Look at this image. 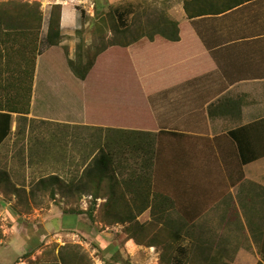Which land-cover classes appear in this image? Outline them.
Wrapping results in <instances>:
<instances>
[{
  "label": "crops",
  "instance_id": "1",
  "mask_svg": "<svg viewBox=\"0 0 264 264\" xmlns=\"http://www.w3.org/2000/svg\"><path fill=\"white\" fill-rule=\"evenodd\" d=\"M168 2V14L179 24V39L170 40L162 36H157L154 40L148 39L147 44L160 42L165 48H170L171 52L163 53V60H134L138 72L136 79L143 84L150 78V82L156 84L155 88L152 85L146 91L148 120L145 123L112 122L105 117L106 114L94 117L89 115L93 108L106 112L105 108L110 106L91 101L92 89H99V84L115 83L119 79L116 76L96 74L95 68L100 60H96L86 78L82 79L72 72L67 60H51L52 56L50 60L46 58L49 49H41L42 39H39L37 48L33 49L31 45L23 49L10 37L0 38V102L8 97L24 98L25 86L28 96L29 78L25 77L23 71L19 73L13 70L19 66L24 69L28 65L27 60H32L34 51L38 50L30 112H11L10 132L0 143V167L7 170L12 184L17 188H21L18 179L22 180V187H25L24 182H29L33 177L32 173L36 171L50 172L40 178L59 176L65 182L60 188L48 185L40 189L47 194L46 210H70L79 204L82 207L88 196H92L88 201L94 199L92 194H83L79 201L81 196L79 197L78 181L84 169L104 150L114 160L109 152L111 146L115 147L114 135L120 136L126 148L127 137L134 135L133 138L136 139L140 135L137 132L155 134L161 131H179L183 133L181 162L184 170L178 173L183 183L182 187L169 183L173 184L174 190L167 191L166 200L162 202L163 208L169 212V216L171 211L176 216L177 212H183L184 222H192L186 228L188 232L197 234L203 243L213 246L215 252L223 253L225 258L234 257V264L264 262V0L248 1L220 14L195 18L188 17L184 0ZM72 15L74 12L70 5H64L61 18L64 30L73 27L75 20L73 21ZM43 26L46 34L48 28L44 24ZM139 41L131 44L130 50L133 46L140 45ZM144 61L150 67L149 71L142 69ZM91 78L96 79L95 82H91ZM193 82L201 85V93L208 91V96L204 97V100H208L205 103L208 125L198 124L196 130L192 129L195 124L186 119L190 111L183 110L180 115L178 110L169 109L166 115L173 120L175 126L180 116L185 117L180 127H161L155 99L161 102L166 98H191L192 88L189 84ZM8 84L10 87H6ZM75 90H83V94ZM79 95L83 97L82 100H75L73 96ZM36 108L41 110L39 114L36 113ZM68 110L70 115H67ZM5 112L7 111L0 110V113ZM174 112H177V118L171 117ZM3 123L4 119L0 117V125ZM5 130L6 127L0 128V138ZM79 130L83 131L80 137ZM203 130L207 133H203ZM143 137L149 139L147 135ZM185 137L194 141L197 149L190 145L189 151ZM206 137L213 143L212 155L219 162V167L223 168L210 171L203 165L204 170L192 171L187 162L193 155L199 157V163L205 164L208 161L209 146ZM217 137L220 142L215 140ZM80 141L82 149L76 146ZM152 143L150 147L153 146ZM6 147L7 151L3 152ZM173 152L174 156L168 155L172 163L175 156L180 154L178 149ZM230 156L235 159L237 169H230ZM136 157L137 155H122V159L128 161ZM72 163H83L82 172L75 175L71 170L64 172ZM94 179L100 187L105 177L95 174L90 184H93ZM134 185L139 184L135 182ZM0 186V191L5 196H16L13 186L10 189L3 183ZM143 190L140 189V194ZM26 192L29 196V187ZM143 194L148 195V191ZM158 198L157 196L155 202ZM31 199L29 196L30 204ZM96 201V207L101 206L106 198L99 197ZM40 209L37 212L45 208ZM9 215L13 219L17 217L11 213ZM22 216L24 215L21 214ZM49 217L47 215L43 219L47 220ZM79 217L81 214L73 217L74 221L69 224L66 221L68 216L61 214L58 218L61 222L60 229L91 233L87 230L88 224L81 222ZM41 223L48 231L51 222ZM17 224V221L14 222L12 229ZM20 231L16 238L24 244L29 242L28 233H23L22 229ZM46 235L43 234L44 237ZM111 242L112 239L107 246ZM151 247L157 249L156 246L139 245L134 239L127 238L121 245V251L125 259L139 261L143 253L145 260L142 264H160L159 253L157 250L151 251ZM23 252H26V245L23 246ZM21 254L22 252L19 255ZM19 260L13 264H27L26 260Z\"/></svg>",
  "mask_w": 264,
  "mask_h": 264
},
{
  "label": "rangeland",
  "instance_id": "2",
  "mask_svg": "<svg viewBox=\"0 0 264 264\" xmlns=\"http://www.w3.org/2000/svg\"><path fill=\"white\" fill-rule=\"evenodd\" d=\"M5 1L10 0H0V2ZM14 1L19 3H40V9L43 14L42 29L40 32V39H42L41 49H49L50 53H46V58L48 57L49 60L50 56H52L51 60H68L69 58H76L78 53L84 56L83 58L87 59L88 54L93 51L94 47H96L103 38L111 35L109 27H112L111 25L115 21L113 12L115 7L117 6L121 7L122 9H127V20L129 22L134 20L135 17L139 18V20L142 19V21H146L147 18L156 19L160 15L169 16L168 9L170 6V2H168V0H101L99 7H97V4L94 0ZM57 3L62 4V7L69 4L71 10L74 12V15H72V19L73 21H75L73 27L66 28L65 30L62 27L61 22L62 33L64 34L62 42L57 46H49L45 41V36L47 33L45 34L43 30V24L47 29L49 26V18L52 5ZM83 11L85 12L84 15H82ZM103 15L107 16H105V18L103 19ZM148 42V38L144 37L141 41H139L138 44L140 45L133 46L132 50H130L129 46L126 48L113 46L98 56L97 60H100V63L98 67L95 68V73L104 74L107 76H116L119 79H116L115 83L106 82L105 84H99V89H92V93L90 94V97H92L91 101H98L99 103L102 102L105 105L110 106L105 108L108 111H106L107 113L104 110L93 108L89 111L90 116L94 117L106 114L105 117L110 118V121L112 122H147L148 118L145 103L146 91L150 90V87L152 85H154L153 88H155L156 84L151 83L150 78H147L146 82L143 84L138 81V79H136V76H138V72L134 60H163L162 54L167 53V51L168 53L171 52L170 48H165V46H163L160 42L156 44H147ZM64 64L66 63L64 62ZM142 69L145 71L150 70V67L146 64L145 61L143 62ZM95 80L96 79L91 78V82H95ZM189 85H191L192 88V92L190 93L191 98H166L161 102H158V100L155 99L157 117L159 119V124L161 127L166 128L167 126H175L173 120L166 115L169 109H175L176 111L178 110L180 115L183 110H186V112L187 110L190 111V114L188 117H186V119H188L190 123L193 122L195 124L193 127L191 126L192 129L196 130V125L198 124H203L205 126L208 125L209 118L205 114V103L208 100H204V97L208 96V91L204 90V92L201 93V85L198 84V82H193ZM115 87H117V89H115ZM75 91L79 94H83V90ZM73 97L75 100L76 98L77 100L79 98L82 100L83 98L80 95ZM40 112L41 110L39 108H36V113L39 114ZM67 115H70L69 110L67 112ZM177 116V112H174L171 115L172 118H177ZM184 117H179L178 124H176L175 127H180V124ZM206 128L208 131V127ZM82 133V130L78 131L79 137L82 135ZM203 133L207 132L203 130ZM152 137L154 140L152 146V148H154L153 153H151L152 148L150 149V144H148L147 140L148 138H144L143 135H139L136 139H130V142L126 141V148H124L123 140L120 138V136L114 135L113 139L115 147L111 146L110 151L108 150L115 160L114 164L116 167L114 172L112 173L111 177L105 176V179L101 183L100 187H98V184L96 183H89L88 186L91 188V186H95L94 184H96V190L101 194L108 193L111 187L118 190L123 189L127 193L129 198H136L138 196L145 197L146 195H142V193L146 191L150 193V191L153 190V192H155L156 194H160L157 202L159 203L160 200L161 202H165L166 196L168 195L167 191L174 190V188H172L173 184L170 185L169 183L173 182L177 187H182L181 184L183 183V181L178 171L184 170L183 163L181 162L183 157V154L181 153V150L183 148L181 141L183 133L179 131H177L176 133L161 131L160 133H152ZM209 139V137H206L207 145L209 146L207 147L208 161L205 164L199 163V157L197 155H193L189 162H187V166H191L192 171L204 170L202 169L203 165H205L206 169L210 171L221 170L223 168L219 167V162L216 160L215 156L212 155L214 153V147L212 146L213 143ZM17 140L18 138H16V141ZM215 140L220 142L219 137H217ZM185 141H188L189 151L190 145L194 146L197 149L198 146L194 141L188 139L187 137H185ZM133 142H135V145L132 146ZM80 144L81 141L80 143L78 142L76 146L82 149L83 147ZM140 144H142V146H140ZM225 144L227 145L226 142ZM8 146L11 148V145ZM177 149L179 150L180 154L175 156L174 162L172 163L168 155L174 156L173 150L175 151ZM6 151L7 147L4 148L3 152ZM187 153L190 155L189 152ZM123 154H126L128 156L137 155V157L130 161L123 160ZM228 163L230 169H237L235 159L232 156H230ZM48 166H52V164H48ZM83 167V163H72L70 164V168L64 169V172L67 170H71L73 175L79 174L82 172ZM0 169L7 172V170L1 167ZM132 170H135V177H137V179L135 180L133 177L130 180L134 181L132 184L133 186H139L141 189H144L141 194L134 192L133 189L137 187L132 188L131 186V189H128L129 186L123 182V180L128 178L126 172L131 173ZM47 173L50 172L48 171L44 173L41 171H36L32 173L33 177L31 178V180L29 182H24L25 187H22V180L17 178L21 185V188L19 189V194L21 195V197L17 195L14 196L12 194H6L7 199H13L12 204L9 206L6 205V202H2L0 204V262L2 264H7L8 262L10 264H13L16 263V261H20L19 259L22 258L26 260L27 264H29L31 260H35L36 257L42 256V253L44 251L46 253V256L41 258L43 260H49L54 256V249L56 252L59 246L68 243H74L82 246L83 250L93 258L94 264H106L110 259V253L105 254L104 249L107 247V244L111 239L113 241L114 239L118 238L116 237V235L122 231L124 226L121 223H114L112 217L106 213V210L108 208V206L105 205L106 201L102 202L101 206H95L93 217H91L86 212L90 209V205L92 204V200H89L87 209H83L79 204L75 207H72L70 210L84 211V213H82L81 217L79 218L81 222H86L88 224L87 230L89 229L91 233L86 234L85 231L76 229H60L61 222L58 218H60L61 214H64L65 210H58V208H54V210L50 211L46 210L48 207V204L46 202L47 194L42 193L40 189L35 188V183L37 182V180L40 177L45 176V174ZM139 176H143L142 180L144 181V183L141 182V178ZM135 182L139 185H134ZM3 184L7 185L8 183L6 184L5 182H3ZM12 186L16 188V185H14V183L13 185L9 183V185H7V188L10 189ZM27 187H29L30 190H34V196L31 197L29 195L32 198L31 204L29 202V196L26 192ZM82 197L83 196H81L79 201L82 199ZM97 203L98 202H96V204ZM126 203L127 200H123L121 206H125L126 208L131 206L136 209V204H133L134 202H132V204L129 203L128 205H126ZM144 205L145 204H141L142 207ZM150 206L151 205H148V207ZM41 207L45 209L37 212L38 210H41ZM146 209L137 216V219L142 223L151 222V220L153 219L151 208H148L147 210ZM9 213H11L12 215H16L17 217L13 219L10 217ZM20 213L24 216L21 217ZM174 213L175 212L171 211L169 218L179 217L174 215ZM38 214H40L41 217H38ZM47 215H50V217L47 218V220H44L43 218ZM16 221L19 224H17L16 227L12 229L13 223ZM73 221V217L68 216L67 223L70 224ZM41 222H51V226L48 227V231H46L45 225ZM21 229L23 233L27 232L30 236V238L28 239L29 242L25 244L22 240L20 241L16 238V236L21 233ZM43 234H47L46 237H44ZM118 242L120 243V245H122V240H119ZM25 245L26 252H23V246ZM33 249H35L33 255L30 257H26L25 253ZM156 250L160 254L159 248H157ZM20 252H22L21 255H19ZM144 260L145 256L142 253V257H140L139 261L130 260L129 264H142ZM116 264L124 263L122 262Z\"/></svg>",
  "mask_w": 264,
  "mask_h": 264
},
{
  "label": "trees",
  "instance_id": "3",
  "mask_svg": "<svg viewBox=\"0 0 264 264\" xmlns=\"http://www.w3.org/2000/svg\"><path fill=\"white\" fill-rule=\"evenodd\" d=\"M94 1L96 2L97 7H99L101 0ZM248 1L252 0H184V9L189 18H195L199 16L220 14ZM40 7L39 2L19 3L14 0L0 2V38L10 37L14 42L16 41V44H18L20 48L23 49L30 47L31 45L33 49L37 48L43 20V14ZM127 12L128 11L125 8L122 9L119 6L115 7L113 12L115 21L111 25L112 27H109L111 35L103 38L101 42L94 47L93 51L88 54L87 59L83 58L84 56L78 53L76 58H69L67 60L70 69L76 76L82 79L86 78L98 56L110 47L120 46L126 48L144 37L154 40L157 35L170 40L179 39V24L169 16L160 15L156 19L147 18L146 21H142V19L139 20V18L135 17L134 20L129 22L127 20ZM84 13L85 12L83 11L82 15H84ZM105 16L107 15H103L102 18L104 19ZM61 18L62 4H53L49 18L48 32L45 36L46 44L49 46H57L62 42L64 34L61 29ZM37 51L38 50L34 51L32 60H27L28 65H26L24 69L19 66L13 70L14 72L19 73H22L23 71L25 77L29 78L28 96L25 86L24 98L8 97L6 100L0 102V110L7 111L5 113H0V117L4 119V123L0 125V128L6 127V130L0 138V143L10 132V122L12 119L11 112L22 114H28L30 112L33 77L36 70V59L38 54ZM6 87H10V84ZM137 133L143 136L147 135L149 137L148 144L152 142L154 143L151 132ZM133 136L134 135L128 136L127 142H130V139H134ZM133 145H135L134 142L132 143V146ZM151 148L152 146L150 149ZM104 151L84 169L82 176L78 181V191L80 192L79 197L83 194L93 195L94 199L92 200L90 209L86 211L87 214L93 217L97 202L96 199L104 196L106 198L105 205L108 206L106 213L112 217L114 223H121L124 226L122 231L116 235L118 238L114 239L104 249L105 254L110 253V259L107 263L105 262L106 264L122 262L124 264H129L130 260H124L121 245L118 242L119 240H122L121 243H123L127 238L134 239L139 245L156 246L159 248L160 264H234V257H229V259L225 258L222 255L223 253L215 252L213 246L203 243L197 234L188 232V229L186 228H188L189 224L192 222H184L182 212H178L179 217L169 218V212L163 208L161 200L159 203L157 201L155 202L157 196L159 197L160 194H156L153 190L150 191L146 197L138 196L136 198H129L123 189L118 190L111 187L108 193L101 194L96 190V184L90 188L88 184L95 174H99L100 177H111L115 170V161L112 160V157L107 155L108 152L106 150ZM153 152L154 148L151 149V153ZM134 171L132 170L131 173L126 172L128 178L123 180V182L129 186L128 189H131V186L132 188L137 187L134 188L136 189L135 193H140L141 188L139 186H133L132 184L134 181L130 180L135 177L136 173ZM140 178L141 182L144 183L142 180L143 176ZM3 182L6 184L9 182L12 184L8 172L0 169V184ZM63 183L65 184L64 180L59 176L52 175L37 180L35 188L41 189L42 187H48V185L53 187L58 186L60 188ZM92 183H95V179ZM13 188L14 193L21 197L19 194L20 188ZM151 194H153V199H151ZM33 195L34 190L31 189L30 196L33 197ZM123 200H127L126 205L134 202L133 204H136L138 208L135 209L131 206L126 208L125 206H121ZM141 204L145 205L142 207ZM148 205L152 206L151 212L153 219L151 222L142 223L137 219V216L141 214ZM82 213H84L83 210L64 211L65 215L72 217H77ZM35 249L29 250L25 253V256H32ZM45 256L46 253L44 251L42 256L36 257L35 260H31L29 264H94L93 258L83 250L82 246L74 243L61 245L57 248L56 252L54 249V256L52 259L43 260L41 257ZM257 264H264V262L259 261Z\"/></svg>",
  "mask_w": 264,
  "mask_h": 264
},
{
  "label": "built area",
  "instance_id": "4",
  "mask_svg": "<svg viewBox=\"0 0 264 264\" xmlns=\"http://www.w3.org/2000/svg\"><path fill=\"white\" fill-rule=\"evenodd\" d=\"M88 199H92V196H88V197L84 200L83 205H82V208H83V209H87V208H88V204H87ZM99 201H100V200H99ZM2 202H6V205H7V206H9V205L12 204V200H8V199L6 198V196L0 191V204H1ZM117 226H118V225H117ZM119 226H120V225H119ZM150 250L153 251V252L156 251L155 247H151Z\"/></svg>",
  "mask_w": 264,
  "mask_h": 264
}]
</instances>
